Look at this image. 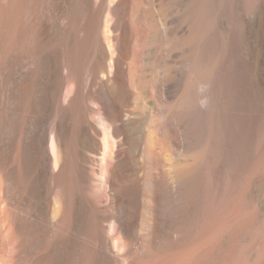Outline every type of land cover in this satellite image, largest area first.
I'll return each instance as SVG.
<instances>
[{
    "label": "bare ground",
    "instance_id": "6f19581e",
    "mask_svg": "<svg viewBox=\"0 0 264 264\" xmlns=\"http://www.w3.org/2000/svg\"><path fill=\"white\" fill-rule=\"evenodd\" d=\"M33 3L38 55L25 51L32 31L29 43L17 33L23 9L7 29L10 64L0 63V264H134L181 251L216 218L223 176L242 170L257 208L238 228L225 203L226 249L215 244L211 263L262 261L264 0ZM35 100L32 127L15 134Z\"/></svg>",
    "mask_w": 264,
    "mask_h": 264
},
{
    "label": "rangeland",
    "instance_id": "374dc122",
    "mask_svg": "<svg viewBox=\"0 0 264 264\" xmlns=\"http://www.w3.org/2000/svg\"><path fill=\"white\" fill-rule=\"evenodd\" d=\"M3 1V2H2ZM10 1V2H9ZM15 1H18V2H16L15 3ZM20 1V2H19ZM29 3H28V2ZM2 2V3H1ZM23 2V3H22ZM25 2H26V5H27V7L28 8H26V5H25ZM0 3L2 4H0V6L2 7V8H0V9H2V10H0V14H2L4 11H5V13H3L2 15H0V19H2L0 22V42L2 41L1 39H3V44H2V42L0 43V63H2L3 64V66H6V65H9L10 64V61H9V57H6V56H8L7 55V53H5L6 51H5V49H6V46L8 45V37L7 36H9L8 34H9V30L7 31V29H9V27L11 26V22H13V18L15 19V17H16V15H17V17H21V16H18L19 15V13H20V15L22 14V12L23 11H27V13L26 12H23V14L25 15L24 17H26V18H24V19H21V20H23V24L24 25H21L22 23H20V25H21V27L22 26H24V27H22L23 29H21L20 28V26H18V29L20 30H18L19 32H17L18 34H22L23 35V40H24V42L26 41L25 40V38L26 39H28L27 37L29 36V35H31V34H28L29 33V30L30 31H32L31 33H32V40L31 39H29V40H31V42L30 43H32V44H30L29 43V41H28V43L29 44H27L29 47H28V50H25V48H27V47H23V49L25 50V51H29L30 53H32L33 51L36 53L37 51V47H35V44H34V42H35V39L34 38H36L37 37V35L36 34H38V27H37V24H38V20L36 19V15H34V13L36 14V11H35V7H34V3H33V0L31 1V0H0ZM18 3H21V4H18ZM30 3H31V5H30ZM33 3V4H32ZM22 4H24V6H21ZM12 5L15 7H12ZM28 5H30V6H28ZM16 6H17V8H18V10H16L17 8H16ZM20 6H21V8H20ZM10 7H12L11 9H10ZM30 8H33V9H30ZM9 9H10V11H9ZM23 9H25V10H23ZM8 10V11H7ZM13 11V13H12V11ZM15 10V11H14ZM21 12H20V11ZM3 11V12H2ZM18 12V14H17V12ZM30 11V12H29ZM32 11V12H31ZM16 12V13H15ZM29 12V13H28ZM7 13H9V15L7 14ZM11 13V14H10ZM5 14V15H4ZM14 16H13V15ZM30 14H32V15H30ZM4 15V16H3ZM30 17H29V16ZM35 17H34V16ZM1 16H2V18H1ZM7 16V17H6ZM9 16H13L11 19L9 18ZM8 20H6L5 18ZM16 17V18H17ZM31 17H33V18H35V19H33V18H31ZM9 18V19H8ZM22 18H23V15H22ZM38 18V17H37ZM11 20V21H10ZM24 20H26L25 22H24ZM5 23H7V26H6V24H4V22ZM34 22H35V24H34ZM37 22V23H36ZM2 24V25H1ZM4 24V25H3ZM33 24H34V26H33ZM3 26H5L4 28H2ZM25 26H26V28H25ZM37 27V28H34V27ZM6 28V29H5ZM27 28H28V30H27ZM3 29V30H2ZM32 29V30H31ZM36 29V30H35ZM5 30V31H4ZM4 31V32H3ZM22 31V32H21ZM28 31V33H26ZM37 31V32H36ZM6 32V33H5ZM7 32H8V34H7ZM33 32H35V34L33 33ZM3 34V35H2ZM6 34V36H4ZM26 34V35H25ZM19 35V36H20ZM34 35V36H33ZM36 35V36H35ZM4 36V37H3ZM34 37V38H33ZM31 38V37H30ZM6 40V41H5ZM34 40V41H33ZM27 41H26V43H27ZM7 43V44H6ZM4 46L5 44V46L3 47L2 45ZM25 44V43H24ZM26 45V46H27ZM25 46V45H24ZM31 47H32V49H31ZM35 47V50L33 49ZM5 48V49H4ZM2 49H4V53H2L3 52V50ZM32 50V51H31ZM28 52V53H29ZM3 54V55H2ZM37 54V53H36ZM38 55V54H37ZM36 55V56H37ZM5 58H4V57ZM2 58H4V59H2ZM4 61H7V62H4ZM7 63V64H6ZM9 63V64H8ZM1 64V65H2ZM39 78V79H38ZM41 76L39 75L38 77H37V80H35V82H36V84H34V87H36L37 86V89L35 90L34 89V91H37L38 93L37 94H39V90H40V88H41V86L42 85H40V83L42 84V82H41ZM23 81V82H22ZM25 81V82H24ZM22 82V83H21ZM21 82H19L18 83V85H17V88H18V95L23 99V97L25 98L26 96V93H27V90L29 89V83H28V80H25V79H23V80H21ZM27 82V83H26ZM21 83V84H20ZM37 83H38V85H37ZM26 84V85H25ZM19 86V87H18ZM28 86V88L26 89V87ZM22 88H24V89H22V91H21V89ZM26 89V90H25ZM21 92H23V93H21ZM66 92H67V88L65 89V94H66ZM24 95V96H23ZM18 96V99L20 98ZM20 100V99H19ZM36 100H38V99H36ZM35 100V101H36ZM34 103L35 102H33V104L32 105H30L31 106V108L28 106V107H26L27 109L28 108H30L29 110L31 111V112H29V113H31V115L30 114H28V112H27V116L28 115H30V116H28L29 118H27V116H25L26 118V121H22L23 123H21L20 121H18V123H16L15 121V123L14 124H16L17 125V127H13V126H11L12 127V132L14 131V133L16 134V131H25V132H23V134H25L26 135V133L27 132H29V131H27V130H30L29 129V127L28 126H31V124L33 125V123H34V121H35V119H36V117H37V115H38V113H35L36 111H37V109H39V108H37V107H39L38 106V104H39V102H37L36 101V103H35V105H34ZM19 107V106H18ZM25 108V107H24ZM24 108H22V106H21V110L22 109H24ZM25 108V109H26ZM32 111H35V112H33V114H32ZM38 112V111H37ZM35 114H37V115H35ZM36 116L35 118H34V120H33V116ZM32 118V119H31ZM23 119V118H22ZM30 120V121H29ZM33 120V121H32ZM19 122L22 124L21 126L23 127V129H22V127L20 126V124H19ZM13 123H11V124H13ZM27 123V124H26ZM29 123H31L30 125H29ZM25 125V126H24ZM20 126V127H19ZM10 127V128H11ZM24 127H26V128H24ZM32 127V126H31ZM30 127V128H31ZM18 130H17V129ZM19 128H21V130L19 129ZM13 129H15V130H13ZM10 130V135H11V129H9ZM22 132H19V134H21ZM9 133H7V135H9ZM12 135L14 136V134L12 133ZM12 135H11V138H10V140L12 139ZM24 136V135H23ZM8 137V136H7ZM8 139H9V137H8ZM14 140H16L14 137H13V140H11V141H9L8 140V142H11V143H13L14 145H12V148H13V146L14 147H16V144H17V142H15ZM22 143H24V144H22V145H24V146H22L21 145V150H23L24 149V151H26V150H28V151H26V152H24V151H21L22 153H23V155H22V158H23V162L25 163H23L24 165H25V167H26V169L28 170L29 168H31V166H32V164H33V158H31V156H32V152H30V150L32 151V146H30V145H25V142L23 141ZM25 146H27V147H29L28 149H27V147H25ZM10 147H11V144H10ZM24 147V148H23ZM26 148V149H25ZM25 154V155H24ZM27 155H30V156H27ZM30 160H29V159ZM28 159V160H27ZM26 160V161H25ZM30 161H32V162H30ZM257 161V160H256ZM256 161H253L254 162V164H253V162H252V164H253V166L255 167L256 166ZM258 163H259V161H258ZM29 164V165H28ZM258 165V164H257ZM28 167V168H27ZM258 167V166H257ZM30 170V169H29ZM28 170V171H29ZM31 171V170H30ZM244 170H242V171H240L241 173H243V174H241L240 175V177L238 176V178H237V176H236V179H233L231 176H227V177H225L224 178V176H223V178H222V180H221V184L219 183V187H220V191L219 192H222L223 193V195H220L221 196V198H223V199H221V200H219V201H216L217 203L215 204V212L214 213H217V215L215 214V216H216V220L213 218V220L209 223V227H208V230L205 232V234L201 237V239H197L196 241H193L194 242V244H193V242H191V243H189V245L187 244V246H185V247H183V248H181V251H180V249H178V251L177 250H175V251H172V252H170V251H168V252H164L165 254L163 255L162 253L161 254H159V255H163V256H165V258L162 256H160L159 258H158V256L159 255H157L156 257L159 259V260H165L166 261V264H190V262H191V260H192V262H191V264H212L211 263V258L212 257H216V258H214V260H215V262L217 261L216 259H217V253L216 252H214L213 251V249H215L216 247H217V245H218V247L219 246H221L220 248H221V250L222 249H226V246L225 245H223V234H224V230L223 229H225L224 227H225V225L228 223L227 221V213H228V209H227V205H228V207H229V209H231L232 211H233V216L235 217H233V221H234V219H237L238 220V224H236V225H238L237 227L239 228V226H243V224H247L246 222L247 221H249L250 220V217H249V215L250 216H252L253 215V212L255 211V207L254 208H252L254 205H256V203L255 202H252V200H253V198L252 197H250V196H247V194H246V190H247V184H248V178H249V170H245L244 172H243ZM251 171V170H250ZM240 172H239V174H240ZM238 174V175H239ZM244 174H246L247 175V177H246V175H244ZM227 174H225V176H226ZM244 175V176H243ZM243 176V177H242ZM228 177H231L230 178V180H228L229 178ZM226 178H228V179H226ZM234 190V195H233V190ZM226 190H228L227 192H226ZM232 191V193H230L231 191ZM228 196H227V195ZM219 196V197H220ZM232 196H233V198H232ZM230 197H231V199H230ZM225 198H226V200H225ZM227 198H229V199H227ZM219 198H217V200H218ZM250 199H251V202H250ZM228 202V203H227ZM231 202L233 203V205H230L231 204ZM249 202H250V204H249ZM227 205H226V204ZM254 205H253V204ZM252 205V206H251ZM233 206V208H234V210H233V208H231ZM224 207H226V209L227 210H224L225 208ZM257 208V207H256ZM254 209V210H253ZM230 210V211H231ZM253 210V211H252ZM226 212V214H224L225 212ZM232 211H231V213H232ZM235 211V212H234ZM252 214V215H251ZM223 215H225L226 217H223ZM232 217V216H231ZM245 217H247V219L245 218ZM224 219H226L225 221H223ZM239 219H240V221L241 220H243V219H245L244 221H245V223L242 221V222H240L239 221ZM237 220L235 221L236 223H237ZM225 222H227V223H225ZM224 223V224H223ZM242 224V225H241ZM212 225V226H211ZM213 225H214V227H213ZM228 225V224H227ZM235 225V224H234ZM235 225V226H236ZM211 227H212V229H211ZM237 228V229H238ZM208 232H210V233H208ZM199 240V241H198ZM221 240H222V242H221ZM196 242V243H195ZM205 244V245H204ZM207 244V245H206ZM216 244V245H215ZM238 244L239 243H237L236 241H233L232 242V249L233 250H238V248L239 247H242L241 246V244H239V246H238ZM209 245V246H208ZM214 245H215V247H214ZM223 245V246H222ZM201 246V247H200ZM203 247V248H202ZM207 247V248H206ZM214 247V248H213ZM237 247V248H236ZM245 247V248H244ZM202 248V249H201ZM213 248V249H212ZM243 249H246V245L244 246V244H243V247H242ZM201 249V250H200ZM204 249H206V250H204ZM209 249L211 250L210 252H209ZM239 249H241V248H239ZM198 250H200V251H203V253L202 252H200L199 251V253H198ZM206 251V252H205ZM212 251H213V253H212ZM174 252H178L177 254L175 253L174 254ZM186 252V253H185ZM222 252H224L223 250H222ZM166 253H168V255L166 254ZM170 253H173V255H175V256H173L172 254H170ZM180 253V254H179ZM184 253V254H183ZM204 253H206V254H208V256L210 257V258H207L206 257V259H205V257L203 258V256L202 255H204ZM182 254H183V256H182ZM200 254H202L201 256H200ZM209 254H212V255H209ZM173 257H172V256ZM178 255V256H177ZM185 255V256H184ZM197 256V257H196ZM200 256V257H199ZM212 256V257H211ZM156 257H151L150 259L149 258H147V259H143V258H137L136 260H134V264H160V262L158 261V259L156 258ZM179 257H181L182 258V260H180L181 258H179ZM198 257H199V259H198ZM202 257V258H201ZM156 258V259H155ZM164 258V259H163ZM172 259V260H170V261H172V263L170 262V263H168V260L167 259ZM174 258V259H173ZM178 260H177V259ZM193 258V259H192ZM246 259V256L244 257H242V259ZM138 259H140V260H138ZM143 259V260H142ZM148 259H149V261H148ZM195 259H198V260H195ZM200 259H202V261L200 260ZM204 259V260H203ZM241 259V261L243 262L244 260H242ZM146 260H147V262H146ZM157 260V261H156ZM177 261V263H175L176 261ZM206 260H208L207 262H206ZM264 259H262V261H261V259H260V262L259 261H256L254 258H253V262H251L250 261V263H259V264H261V262H262V264H264V261H263ZM137 261V262H136ZM152 263H151V262ZM165 261H163V262H161V264L163 263V264H165ZM201 263H200V262ZM157 262V263H156ZM217 262H220V259L218 258V261ZM121 264H129L128 262H124V261H121L120 262ZM257 263V264H258ZM130 264H133V263H130ZM229 264H230V262H229Z\"/></svg>",
    "mask_w": 264,
    "mask_h": 264
}]
</instances>
